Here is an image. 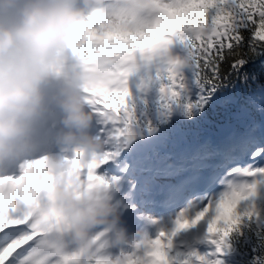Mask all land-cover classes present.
I'll return each instance as SVG.
<instances>
[{
  "label": "snow or ice",
  "instance_id": "obj_1",
  "mask_svg": "<svg viewBox=\"0 0 264 264\" xmlns=\"http://www.w3.org/2000/svg\"><path fill=\"white\" fill-rule=\"evenodd\" d=\"M150 3L154 19L104 8L86 21L122 37L127 71L120 87L90 104L107 156L77 166L113 186L117 178L99 170L138 134L152 135L177 112L204 123L210 109L226 106L225 123L204 127L194 147L167 164L170 175L190 174L195 195L178 198L167 221L148 217L151 227L116 254L129 264H143L138 257L146 249L162 264H264V74L250 71L264 65V0ZM177 59L187 66L175 70ZM0 185L10 201L0 209V264L70 262V249L37 233L20 204L23 177L0 174Z\"/></svg>",
  "mask_w": 264,
  "mask_h": 264
},
{
  "label": "clouds",
  "instance_id": "obj_2",
  "mask_svg": "<svg viewBox=\"0 0 264 264\" xmlns=\"http://www.w3.org/2000/svg\"><path fill=\"white\" fill-rule=\"evenodd\" d=\"M104 8L156 17L150 0H0V174L17 166L24 189L20 204L36 232L70 249L71 261L61 257L57 264H129L130 259L116 254L131 238L112 186L77 166L99 164L107 156L106 141L92 131L98 118L90 104L120 87L127 71L122 37L86 24ZM186 66L185 60L172 62L177 71ZM53 80L58 90L50 99L46 87ZM50 103L61 113L57 150L36 157L34 126ZM29 162L30 168L21 167ZM9 204L0 185V209ZM148 251L138 257L143 264H162Z\"/></svg>",
  "mask_w": 264,
  "mask_h": 264
},
{
  "label": "rangeland",
  "instance_id": "obj_3",
  "mask_svg": "<svg viewBox=\"0 0 264 264\" xmlns=\"http://www.w3.org/2000/svg\"><path fill=\"white\" fill-rule=\"evenodd\" d=\"M57 90H58V82L56 80L51 81L49 83V85L46 87V91H47L50 99L56 94ZM53 108H56L55 103L49 104L48 111L45 113V115L41 119H39L36 122L34 127H37V126L42 127L43 124L45 123L44 121L47 120L48 118L60 119L61 115H60L59 111L57 109H53ZM162 126L165 127L166 129H168L169 124H164ZM161 127L158 126V129H160ZM191 149L192 148H190L187 151H190ZM119 155L113 160L115 163H117L119 161L118 160L120 158ZM155 182L168 185L169 189L172 192H175L174 189H176L177 195L175 193V196L177 199L178 198H191L192 196H194L191 193L190 185L187 182H185L180 176L177 179H169V178L156 179ZM111 191H112L114 200L116 202H118L120 207H122L124 204L125 208H127L128 210H130L132 212H135L137 216H139L140 218H142L144 220L145 229L151 227L150 222L148 220V217L159 218V219L167 221V218L172 213V209H171L164 214H155L154 212L148 210V208H142V206H140V207L134 206L132 204V200L126 199V198L124 199V195L117 192L115 190L114 186H112ZM135 235L136 234H129L130 238L134 237ZM5 264H6V262H5Z\"/></svg>",
  "mask_w": 264,
  "mask_h": 264
},
{
  "label": "trees",
  "instance_id": "obj_4",
  "mask_svg": "<svg viewBox=\"0 0 264 264\" xmlns=\"http://www.w3.org/2000/svg\"><path fill=\"white\" fill-rule=\"evenodd\" d=\"M250 71H253V72H256V73H259V74H264V65H260V66H257L255 69H250ZM216 110L218 112H221V108L217 105L216 106ZM175 117L179 118L180 120L188 123V124H192L194 128L196 129H200L201 126H203V128H211L213 130H215L217 128V126L221 125L220 122L217 123V121H214V120H209L208 117L206 118V121L204 123H197L195 121H192V120H187L185 117H183V115L179 112L175 113L174 114ZM212 118V117H211ZM213 119V118H212ZM249 251V258H251V249H248Z\"/></svg>",
  "mask_w": 264,
  "mask_h": 264
},
{
  "label": "bare ground",
  "instance_id": "obj_5",
  "mask_svg": "<svg viewBox=\"0 0 264 264\" xmlns=\"http://www.w3.org/2000/svg\"><path fill=\"white\" fill-rule=\"evenodd\" d=\"M38 129V128H37ZM39 130V129H38ZM33 135L35 136V134L33 133ZM53 136L51 137V135H47L46 137H45V141L43 140V142H40L39 141V145H41V144H44V145H46V144H48L49 142H51V141H53ZM47 140L49 141V142H47ZM15 167H17L15 164H13ZM143 222V221H142ZM139 232V231H138Z\"/></svg>",
  "mask_w": 264,
  "mask_h": 264
}]
</instances>
